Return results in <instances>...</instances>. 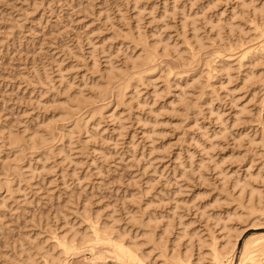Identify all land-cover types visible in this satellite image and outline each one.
<instances>
[{
  "label": "rangeland",
  "instance_id": "374dc122",
  "mask_svg": "<svg viewBox=\"0 0 264 264\" xmlns=\"http://www.w3.org/2000/svg\"><path fill=\"white\" fill-rule=\"evenodd\" d=\"M260 44L264 0H0V264H216L227 230L239 264Z\"/></svg>",
  "mask_w": 264,
  "mask_h": 264
},
{
  "label": "bare ground",
  "instance_id": "6f19581e",
  "mask_svg": "<svg viewBox=\"0 0 264 264\" xmlns=\"http://www.w3.org/2000/svg\"><path fill=\"white\" fill-rule=\"evenodd\" d=\"M261 12V11H260ZM263 37V36H262ZM262 43V42H261ZM262 44H260V46H261ZM262 48L263 49H261V47H259V49L260 50H264V44L262 45ZM258 50V49H257ZM253 51V50H252ZM254 52V51H253ZM251 53V52H250ZM245 54V53H244ZM244 54L243 55H241V57L242 56H244ZM246 54H247V52H246ZM260 54V53H259ZM246 57V56H245ZM149 62V61H148ZM138 65V64H137ZM125 86V85H124ZM112 91V90H111ZM237 120V119H236ZM71 134V133H70ZM41 135V134H40ZM10 137H11V135H9ZM43 136V135H42ZM40 137V136H38V137H35V138H31L30 140H31V145H32V147L34 148V146L37 144H35L34 146H33V144L36 142V139H38V141L37 142H39L40 140L42 141L43 140V137ZM13 138H11V141L13 142L14 140H12ZM18 140V139H17ZM53 140V139H52ZM39 145H41V144H39ZM31 148V147H30ZM34 150V149H33ZM252 191V190H251ZM250 191V192H251ZM105 227H106V225H105ZM104 226H101V228H105ZM109 228V227H108ZM107 227H106V230L108 231V234L109 233H111L112 231L110 230V228L108 229ZM96 229H98L97 227H96ZM103 230V232L105 231V229H102ZM114 230V229H113ZM231 230V229H230ZM234 230V229H233ZM239 230V229H238ZM237 230V231H238ZM97 231V230H96ZM116 231V230H115ZM228 232L224 235L225 237H224V242H223V244H220L221 245V247L219 248V249H217V248H215V250L213 251V252H215L214 254V256H215V259H214V261H216V264H231L232 263V258H233V253L235 252L234 250H235V248H236V244H237V242H238V239H239V237H240V232H236V230L234 231L235 233H231V232H229V230H227ZM97 232H99V231H97ZM98 234V233H97ZM113 234V233H112ZM83 235V234H82ZM81 235V236H82ZM103 235H105V232H104V234ZM262 235V234H261ZM80 236V237H81ZM85 236V235H84ZM99 236V235H98ZM106 236H107V232H106ZM106 236L104 237V238H106ZM109 236H111V235H108V237ZM123 236V235H122ZM254 235H252L251 237H253ZM256 236V235H255ZM254 236V237H255ZM60 237V236H59ZM250 236H249V238L250 239H252V241H256L255 242V246L253 245L254 243L249 239V238H247V239H249L252 243H250L249 242V240H245V243L242 245V250H241V254H240V257H239V264H264V235H262V236H257L256 238V240L254 239L253 240V238H251ZM71 238V237H70ZM93 238V237H92ZM100 238V237H99ZM110 238V240L112 239V237H109ZM120 238V237H119ZM162 238V237H161ZM81 239V241H83L84 240V237L82 236L81 238H79V240ZM115 239H116V236H115ZM108 240V239H107ZM109 240V241H110ZM114 240V239H113ZM118 240V239H117ZM98 241V240H97ZM106 241V240H105ZM116 241V240H115ZM123 241V240H122ZM80 242V241H79ZM67 243V242H66ZM65 243V244H66ZM102 243V242H101ZM110 243V242H109ZM250 243V244H249ZM112 243H110V245H111ZM113 244L115 245V248L117 249L116 250V253H118L119 252V254H120V256H124L126 259H129V260H131V258H132V260L131 261H133V260H137V262L138 263H143V261L142 262H140L141 261V259L137 256V254L135 253V252H131V249H132V247L129 249V248H127L126 246H124L122 243H118V242H114L113 241ZM80 245V244H79ZM252 245V246H251ZM215 247V246H214ZM136 248V247H135ZM113 250H115L114 249V246H113ZM134 250H136V249H134ZM134 250H132V251H134ZM138 250V249H137ZM118 251V252H117ZM137 252V251H136ZM119 254H118V257H120L119 256ZM139 254H141V253H139ZM186 255V254H185ZM143 257V256H142ZM141 257V258H142ZM100 258V257H99ZM122 258V257H121ZM145 258V257H144ZM139 259H140V261H139Z\"/></svg>",
  "mask_w": 264,
  "mask_h": 264
}]
</instances>
